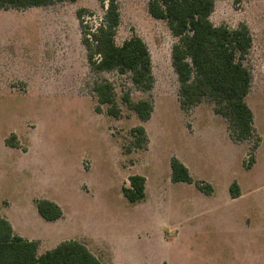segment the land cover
<instances>
[{
	"label": "rangeland",
	"instance_id": "obj_1",
	"mask_svg": "<svg viewBox=\"0 0 264 264\" xmlns=\"http://www.w3.org/2000/svg\"><path fill=\"white\" fill-rule=\"evenodd\" d=\"M118 1L116 43L134 35L146 42L155 77L149 91L136 87L131 72L90 66L77 10L92 11L85 19L95 27L105 13L99 0L0 8L6 213L21 235L40 238V253L73 239L103 264H264V0H215L210 16L215 25L246 24L253 35L244 62L253 74L247 103L256 132L240 142L230 138L228 119L212 102L181 107L171 58L178 39L166 20L149 13V0ZM99 85L112 87L119 116L110 113L113 104L99 101ZM125 97L151 101L154 119L146 124ZM139 126L148 127L149 151ZM12 135L17 147L6 142ZM173 157L192 182L172 180ZM134 174L148 185L138 204L122 191ZM234 183L238 197L231 194ZM42 198L59 204L64 217L42 218L36 206Z\"/></svg>",
	"mask_w": 264,
	"mask_h": 264
},
{
	"label": "trees",
	"instance_id": "obj_2",
	"mask_svg": "<svg viewBox=\"0 0 264 264\" xmlns=\"http://www.w3.org/2000/svg\"><path fill=\"white\" fill-rule=\"evenodd\" d=\"M63 1L0 0V8L47 6ZM99 1L105 13L95 27L85 19L94 15L92 11L86 8L77 10L82 43L90 66L94 70L131 72L132 81L139 90H151L155 77L146 42L134 35L117 44L115 37L121 21L119 1ZM214 6L215 0H149L148 10L154 18L166 20L168 28L178 39L172 46L171 58L179 81L181 107L189 111L205 100L212 102L215 112L228 119L232 140L240 142L250 139L256 132L254 113L247 103L253 74L244 62L253 47V35L246 24L237 28L215 25L210 19ZM111 90L110 85L96 87L99 101L113 104L109 111L113 116H119L120 109L114 105ZM125 100L141 119L150 118L153 110L151 101H133L130 97H125ZM137 130L147 140L144 127L139 126ZM6 142L17 147L15 135ZM171 167L173 181H193L189 169L177 157L172 158ZM128 180L129 184L122 187L124 196L131 203L144 200L146 178L134 174ZM196 184L206 192L213 191L209 183L196 181ZM230 190L234 197H238L236 183L231 185ZM36 206L47 221L58 220L64 215L61 206L50 199H37ZM39 246L38 240H29L17 234L11 222L0 212V264H103L86 244L78 240L62 241L42 253Z\"/></svg>",
	"mask_w": 264,
	"mask_h": 264
},
{
	"label": "crops",
	"instance_id": "obj_3",
	"mask_svg": "<svg viewBox=\"0 0 264 264\" xmlns=\"http://www.w3.org/2000/svg\"><path fill=\"white\" fill-rule=\"evenodd\" d=\"M153 63V62H152ZM179 99V98H178ZM154 113H155V108L153 107V110H152V113H151V116H150V118L148 119V120H146V124H148L151 120H153L154 119ZM148 122V123H147ZM145 125V124H144ZM145 127V129H146V134H147V137H148V150L147 151H149L150 150V148H151V135H150V133H149V131H148V127L147 126H144ZM226 131L229 133V129L227 130L226 129ZM230 135V134H229ZM231 138V137H230ZM232 139V138H231ZM12 148V147H11ZM146 178V177H145ZM147 190V191H146ZM147 196H148V185H147V178H146V183H145V198H144V200H142V201H140V202H137V203H134V204H138V203H141V202H143V201H145L146 200V198H147ZM3 199H1L0 198V212H1V214L4 216V217H6L10 222H11V224H12V226H13V228H14V231L17 233V234H19V235H21L20 234V232H18V230H17V228L15 227V225H14V223H13V221L9 218V216H8V214L6 213V211H7V209L9 208V206H3L2 205V201ZM9 203V202H8ZM41 216V215H40ZM42 217V216H41ZM63 217H64V215H63ZM43 218V217H42ZM56 221V220H55ZM162 230H164V225H163V227L161 228ZM22 237H24V238H26V239H29V240H38V241H40V238H28V237H26V236H23V235H21ZM78 241H80L81 242V240H78ZM85 244V243H84ZM41 245V244H40ZM39 248H40V246H39ZM103 263V262H102Z\"/></svg>",
	"mask_w": 264,
	"mask_h": 264
}]
</instances>
